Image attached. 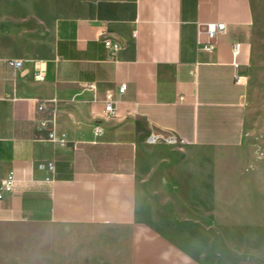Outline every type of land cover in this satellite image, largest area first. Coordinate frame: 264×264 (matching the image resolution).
I'll list each match as a JSON object with an SVG mask.
<instances>
[{
  "label": "crops",
  "instance_id": "obj_1",
  "mask_svg": "<svg viewBox=\"0 0 264 264\" xmlns=\"http://www.w3.org/2000/svg\"><path fill=\"white\" fill-rule=\"evenodd\" d=\"M261 17L264 0H0V264H210L198 234L224 231L244 163L226 152ZM208 24L226 27L210 52Z\"/></svg>",
  "mask_w": 264,
  "mask_h": 264
},
{
  "label": "rangeland",
  "instance_id": "obj_2",
  "mask_svg": "<svg viewBox=\"0 0 264 264\" xmlns=\"http://www.w3.org/2000/svg\"><path fill=\"white\" fill-rule=\"evenodd\" d=\"M250 48L242 79L246 86L245 141L242 147L226 152L229 160L244 163L240 171H230L234 183L226 185L231 193L226 196L231 198H226L218 218L224 231L198 234L199 251L210 264H264V17L254 25Z\"/></svg>",
  "mask_w": 264,
  "mask_h": 264
},
{
  "label": "built area",
  "instance_id": "obj_3",
  "mask_svg": "<svg viewBox=\"0 0 264 264\" xmlns=\"http://www.w3.org/2000/svg\"><path fill=\"white\" fill-rule=\"evenodd\" d=\"M225 30H226V27L224 24L206 25L207 41L205 43L198 41L199 49L204 50V51H209V52L212 51L215 47L218 35L224 33ZM104 44H105V47L110 52V54L112 55L115 54L121 47V45L118 42H113L111 40H105ZM233 55L234 57L237 56V46H234ZM10 64L15 71L21 67L22 61L13 60ZM235 66L237 67V64H235ZM35 78L37 80H43V75L37 72L35 74ZM237 80H239V77H237ZM125 89H126V85H120L119 92H124ZM112 103H113L112 94L111 93L106 94L105 100H104V112L110 117L115 115V109ZM42 107L43 105H41L39 109H41ZM38 127L42 129H46L49 132L48 137H47L49 140L53 142L56 141L55 133L53 130V120H41L38 123ZM94 132L95 134H97L99 130L95 129ZM63 142H64L63 138H61V140H59V143H63ZM13 186H14V177L12 174H9L8 176H6L4 179L0 181V200L3 199L4 195L12 192Z\"/></svg>",
  "mask_w": 264,
  "mask_h": 264
}]
</instances>
